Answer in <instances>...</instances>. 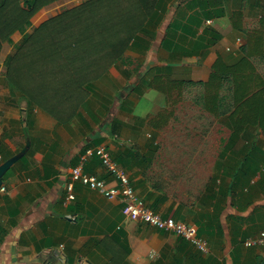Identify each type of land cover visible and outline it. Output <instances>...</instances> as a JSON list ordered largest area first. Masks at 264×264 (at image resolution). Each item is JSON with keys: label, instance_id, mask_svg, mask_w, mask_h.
Wrapping results in <instances>:
<instances>
[{"label": "crops", "instance_id": "0c3cea01", "mask_svg": "<svg viewBox=\"0 0 264 264\" xmlns=\"http://www.w3.org/2000/svg\"><path fill=\"white\" fill-rule=\"evenodd\" d=\"M83 1L55 0L39 8L26 31L55 15L43 17L48 11ZM200 1L157 0L154 16L166 14L147 24L121 59L88 82L66 74L52 80L24 77L25 92L8 81L4 64L23 35L3 42L0 164L24 154L4 174L5 190L0 188V264H264V244L240 243L242 235L246 239L264 231V135L257 131L255 147L251 142L245 147L243 139L228 147L230 130L213 159L207 158L206 147L164 146L174 108L167 111L165 124L153 126L150 120L162 123L160 111L182 100L173 104L149 86L155 74L207 80L219 55L229 63L241 55L237 38L244 35L232 26L231 12L242 6L248 28L264 11V0H222L226 14L210 18L207 26ZM206 29L218 34L214 43ZM99 143L111 148L150 207L163 217L195 223L211 251L126 218L118 198L82 182L75 183V198L65 203L66 183L79 155ZM85 170L110 180L98 158L88 161Z\"/></svg>", "mask_w": 264, "mask_h": 264}, {"label": "trees", "instance_id": "16d2710c", "mask_svg": "<svg viewBox=\"0 0 264 264\" xmlns=\"http://www.w3.org/2000/svg\"><path fill=\"white\" fill-rule=\"evenodd\" d=\"M53 1L0 0V54L5 40L13 43L12 36L22 33L23 37L14 43V50L6 56L4 64L8 81L25 92L28 88L22 81L24 77L52 80L58 74H66L83 83L102 76L132 47L146 25L152 24L157 3V0H85L49 17L33 32H27L37 10ZM221 1L201 0L202 18L225 15ZM243 17L242 6L230 14L232 26L244 35L241 55L234 62H226L219 55L205 81L176 79L158 72L147 82L173 104L186 88L200 89L194 103L214 117L227 119L232 131L228 147L235 146L237 139L246 140L245 147L250 142L255 147L257 131L264 135V72L258 66V63L264 65V11L254 27L245 28ZM206 30L212 33L214 43L218 34L213 29ZM167 111L159 113L162 123L153 118L151 124H165L170 114ZM249 154L252 155L247 153L241 168ZM233 179L235 183L236 176Z\"/></svg>", "mask_w": 264, "mask_h": 264}, {"label": "built area", "instance_id": "2783aa9c", "mask_svg": "<svg viewBox=\"0 0 264 264\" xmlns=\"http://www.w3.org/2000/svg\"><path fill=\"white\" fill-rule=\"evenodd\" d=\"M207 23L211 24V19H207ZM237 41L241 45L244 39L239 36ZM92 158L100 160L110 180L85 170V165ZM1 160L2 155L0 154ZM76 182H82L109 198H118L123 204V212L126 218L144 222L160 230L173 232L190 241L201 252L209 253L211 251L209 241L199 233V227L195 223L177 220L173 216L163 217L145 202L133 185L129 171L114 157L107 144L89 145L81 152L66 183L65 203L75 198L74 187ZM1 188L5 190V187L2 186ZM243 244L247 247L264 244V231L256 236L246 238Z\"/></svg>", "mask_w": 264, "mask_h": 264}, {"label": "rangeland", "instance_id": "374dc122", "mask_svg": "<svg viewBox=\"0 0 264 264\" xmlns=\"http://www.w3.org/2000/svg\"><path fill=\"white\" fill-rule=\"evenodd\" d=\"M65 7L66 5H62L54 11H48L43 17H48L52 13L56 14ZM165 14L166 12H161L158 16L156 14L153 16V22H155L158 17H163ZM249 17L251 18L252 16L249 14ZM205 20L206 19H204V21ZM252 20V18L249 19L247 24H252ZM206 25H210L207 23V20ZM191 44L192 43L190 42L188 43L189 46H191ZM5 51L6 49L3 48L2 53ZM258 66L260 71L264 72V65L258 63ZM199 91L200 89L196 87L186 88L180 97L182 100L176 106L170 103V107L164 109V111H172L174 108V112L176 114L174 119H171L170 123L166 127L169 131L164 132L165 136L163 144L164 146L177 145L178 147L190 149L193 147H206L208 148L207 158H209L210 155H212L213 158L216 157L217 153L220 151L219 149L224 147V141L226 137H228L231 129L226 118L214 117L202 110L201 105L194 103L193 99L197 94H199ZM235 145L239 146L240 144L236 143ZM250 234L254 233L250 232ZM244 240L245 235H242L240 243H243Z\"/></svg>", "mask_w": 264, "mask_h": 264}, {"label": "water", "instance_id": "95a60500", "mask_svg": "<svg viewBox=\"0 0 264 264\" xmlns=\"http://www.w3.org/2000/svg\"><path fill=\"white\" fill-rule=\"evenodd\" d=\"M24 154V151L6 159L0 164V188L3 184V176L8 171V169Z\"/></svg>", "mask_w": 264, "mask_h": 264}]
</instances>
